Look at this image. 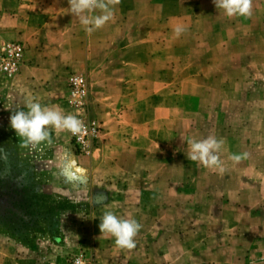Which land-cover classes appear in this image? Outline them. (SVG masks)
Segmentation results:
<instances>
[{"label": "crops", "instance_id": "1", "mask_svg": "<svg viewBox=\"0 0 264 264\" xmlns=\"http://www.w3.org/2000/svg\"><path fill=\"white\" fill-rule=\"evenodd\" d=\"M68 8L0 0V42L26 49L0 97L13 112L32 96L69 114V79L82 74L103 125L96 155L75 167L66 132L38 146L80 175L61 248L87 238L99 264H264V0L231 18L213 0H120L92 33ZM208 136L225 141L223 173L187 159V141ZM106 209L142 225L135 248L101 235Z\"/></svg>", "mask_w": 264, "mask_h": 264}, {"label": "rangeland", "instance_id": "2", "mask_svg": "<svg viewBox=\"0 0 264 264\" xmlns=\"http://www.w3.org/2000/svg\"><path fill=\"white\" fill-rule=\"evenodd\" d=\"M10 41L17 40L6 39L0 45ZM8 80L12 79L0 74V91L9 89ZM12 104L8 96L0 97V264H73L72 259L83 253L99 264L90 244H85L87 238L77 251L61 248L66 230L79 221L67 212L74 207L70 196H84L68 189L77 185L79 173H70L67 156L52 162L54 157L47 150L21 146L10 126ZM74 145H68L74 167L97 153V144L91 155ZM80 207L92 209L91 205Z\"/></svg>", "mask_w": 264, "mask_h": 264}, {"label": "clouds", "instance_id": "3", "mask_svg": "<svg viewBox=\"0 0 264 264\" xmlns=\"http://www.w3.org/2000/svg\"><path fill=\"white\" fill-rule=\"evenodd\" d=\"M69 12L78 18L84 30L92 33L103 28L114 15L115 7L120 0H67ZM218 10L231 18L236 16L250 17L252 15V0H213ZM98 13V14H94ZM179 36L184 29H174ZM25 110H16L10 116V126L21 141V146L37 148L42 144H53L52 130L56 135L70 132L73 136H79L85 132V123L73 114H65L56 106H44L35 97L26 99ZM224 139L215 136L187 141V159L203 165L205 168L223 173L226 169L220 158L224 147ZM230 159L239 163L242 157L232 155ZM142 225L135 218H122L114 211L106 209L100 217L99 230L101 235L114 238L118 248L133 249L136 247L135 237ZM76 264H81L77 259Z\"/></svg>", "mask_w": 264, "mask_h": 264}, {"label": "built area", "instance_id": "4", "mask_svg": "<svg viewBox=\"0 0 264 264\" xmlns=\"http://www.w3.org/2000/svg\"><path fill=\"white\" fill-rule=\"evenodd\" d=\"M25 53V46L18 41L0 45V74L14 79L20 73ZM67 105L69 113L82 119L86 128L79 136H73L68 132L71 140L83 153L91 155L101 139L103 128L102 124L90 114L89 83L84 75L73 73L70 76ZM77 259L81 264H97L84 253L73 258V264H76Z\"/></svg>", "mask_w": 264, "mask_h": 264}]
</instances>
